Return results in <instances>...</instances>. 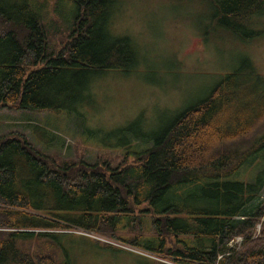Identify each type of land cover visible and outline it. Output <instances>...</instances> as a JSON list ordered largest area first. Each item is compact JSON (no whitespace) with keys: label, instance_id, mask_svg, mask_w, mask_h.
<instances>
[{"label":"trees","instance_id":"trees-1","mask_svg":"<svg viewBox=\"0 0 264 264\" xmlns=\"http://www.w3.org/2000/svg\"><path fill=\"white\" fill-rule=\"evenodd\" d=\"M61 2L73 4V34L55 57L45 25L49 2L0 0V106L60 112L88 100L94 78L137 66L133 40L111 29L117 0ZM210 3L212 25L234 39L264 35L251 28L264 22V0ZM54 12L60 16L59 4ZM240 65L166 130L144 136L153 145L133 164L104 171L83 162L72 171L50 165L24 135L1 139L0 264H69L56 230L115 235L123 221L141 222L130 216L140 209L157 215L161 235L135 244L147 251L177 264H264V241L252 239L264 225V76L249 58ZM239 172L246 181L230 180ZM239 237L246 241L236 251L230 243ZM170 238L179 249L168 246Z\"/></svg>","mask_w":264,"mask_h":264},{"label":"rangeland","instance_id":"rangeland-1","mask_svg":"<svg viewBox=\"0 0 264 264\" xmlns=\"http://www.w3.org/2000/svg\"><path fill=\"white\" fill-rule=\"evenodd\" d=\"M44 1L49 2L45 25L56 57L72 41L73 4ZM117 1L111 29L133 40L139 53L137 66L129 73L112 70L94 78L90 98L60 112L19 110L11 103L0 106V140L24 135L56 167L67 165L73 171L83 162H96L104 171L107 165L114 169L133 164L142 150L153 145L141 140L144 136L166 130L185 109L205 100L245 59L264 76V35L242 42L217 23L212 25L210 0ZM57 4L60 16L54 12ZM251 28L262 30L264 22ZM230 180L246 181L240 172ZM130 216L141 222L125 226L123 221L115 235L107 228L101 233L56 230L64 234L59 240L64 250L60 257L69 264H177L135 245L157 237L153 224L157 217L144 214L143 209ZM252 235L264 241V225L259 224ZM245 241L236 239L240 244L236 251L244 248ZM177 242L170 238L168 246L179 249ZM141 255L152 256L157 263Z\"/></svg>","mask_w":264,"mask_h":264},{"label":"crops","instance_id":"crops-1","mask_svg":"<svg viewBox=\"0 0 264 264\" xmlns=\"http://www.w3.org/2000/svg\"><path fill=\"white\" fill-rule=\"evenodd\" d=\"M155 216H157V215H155ZM125 222V221H124ZM159 237H161V235H157V237H155V238H152L153 240L154 239H156V238H159ZM182 239H184V236L183 237H181ZM174 239V238H173ZM180 239V238H179ZM179 239H177V240H179ZM169 246H171V245H169ZM157 254V253H156ZM142 257H146V258H149V261L151 262V263H157L156 262V260L155 259H153V257L152 256H148V255H141ZM139 257V256H138ZM148 260V259H147Z\"/></svg>","mask_w":264,"mask_h":264},{"label":"built area","instance_id":"built-area-1","mask_svg":"<svg viewBox=\"0 0 264 264\" xmlns=\"http://www.w3.org/2000/svg\"><path fill=\"white\" fill-rule=\"evenodd\" d=\"M239 238H241V237H239ZM235 241H236V239L230 243V247L234 248V247H236V245H240V244H236ZM135 252L139 253L138 251H135Z\"/></svg>","mask_w":264,"mask_h":264}]
</instances>
